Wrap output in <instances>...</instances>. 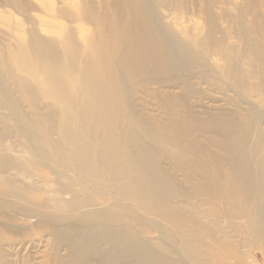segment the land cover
<instances>
[{
    "label": "rangeland",
    "instance_id": "1",
    "mask_svg": "<svg viewBox=\"0 0 264 264\" xmlns=\"http://www.w3.org/2000/svg\"><path fill=\"white\" fill-rule=\"evenodd\" d=\"M143 1L157 22L182 25L183 32L175 36V41L186 43L198 52H202L198 43L205 35L202 10L211 4L213 11L221 16V29L228 31L230 36L222 44L211 48L209 60L217 70L232 60H237L253 92L244 95L234 88L232 90L228 80L219 78H216L219 86L213 90L205 80L199 79L198 72L173 70L171 77L186 79L195 87V90L190 91L186 102L192 108L193 119L199 121L196 123H201L195 130H183L181 126V129L173 131L169 128L172 117L162 110L158 98L166 93L184 96L183 86L174 88V85L162 87L159 84L161 74L157 72L158 58L153 49L144 60L135 58L123 63L116 56L118 39L123 34L115 27L125 23L130 0H0V61L3 62L0 64V176L12 183H6V187L8 190L12 189V193L18 197L17 200L4 197L0 199L12 201L24 208L8 215L13 217L12 220L0 219V229L4 230L5 264H55L51 260L54 255L57 258L56 264H68L69 250L59 239L51 236L53 225L49 219L60 222L71 219L73 223L84 220L85 210H96L100 207L104 211H110L107 212L109 218L104 222L98 217L89 219L90 222L94 220L91 222L92 228L104 223L115 225L117 218L114 215L121 213L120 210L123 212L120 217L124 221L139 218L134 213L140 209L138 201L147 198L144 193L140 194L133 187H128L132 180L158 183L170 195L167 202L159 203L182 209V220L169 216L164 210L160 211L159 217L144 214L142 218L146 227L143 238L154 244L153 250L159 260L164 259L173 264H264V240L255 237L254 233L256 228L264 230V216L259 213L264 203V175L256 172L253 186L247 184V190L235 191L219 172L218 164L213 159H227V154H232L222 151L219 147L221 143L232 147L234 152L243 145L249 152L250 164L255 170L260 169L264 163V139L250 136L238 140L226 136L214 124H210L212 117L223 122L230 115L233 116L230 119H234L235 115H242L245 111L243 109L247 108V102L255 104L264 112V64L250 58L243 43L238 42L237 30H234L241 21L238 19L237 5H247V2L226 0V3L219 4L220 0ZM260 1L263 3L264 0H257V6L254 4L248 8L241 22L248 31L253 28L254 34L263 41L264 8ZM78 9H83L84 13ZM4 19L10 20V24L6 25ZM97 22L112 27L108 29L110 33L101 35L95 32L91 25ZM60 25L65 27L62 35L57 28H53ZM146 34L145 31L140 32L142 37ZM70 35L74 37L77 49L74 47L70 53H66L62 51L61 43ZM220 37L221 34L216 35V38ZM52 43L55 45H51ZM17 46L28 55V63L31 65L28 70H23L14 63ZM150 46L152 48V44ZM55 48L58 49L57 57L52 54ZM220 53H227L230 60L225 62L220 59ZM110 57L111 64L108 62ZM45 66L51 67L53 71L47 70ZM72 80L88 86L94 82L106 86L107 83L108 86L114 85L111 90L107 88L106 92L119 98L114 101L113 105L116 106L113 108V116L106 112L107 118L103 117L106 124L101 130L104 129L105 134L108 133V137L115 140L119 139L123 131H130L139 139L141 137L142 140L132 150L138 156L144 155L147 150L156 154L157 158L151 159L150 164L153 166L157 163L162 168L166 173L164 181L146 176L141 168L126 159H123L119 168L114 167L113 170L94 163V176L86 179L80 176L75 179L70 167L60 166L55 157L56 153H61L66 161L73 160L71 147L59 134L61 118L69 114H75L77 118L84 106L90 109L91 105L86 103L88 95L84 93L81 85L76 90L79 95L84 94L82 99H67L69 92L73 90ZM197 90L205 94H196ZM189 119L191 117L184 116L185 121ZM84 128L83 131H77V134H83L88 144L96 142L97 145L105 139V134L99 137L92 130L95 127L86 125ZM178 133L186 135L187 141L174 142ZM44 142L50 155L45 159L40 158V154L35 153L30 145L32 143L35 150ZM169 147L177 148L186 157L184 155L178 162L172 161L168 154ZM256 150L260 151L259 156ZM4 165L10 168L5 169ZM1 182L4 183L0 180ZM204 184L208 188L202 192ZM28 185L33 187L29 189ZM251 187L254 189L251 190ZM50 191L53 194H49ZM50 201L56 203L53 207L59 209L45 205ZM73 202L84 205L85 209L77 213L65 212L62 207ZM102 210L98 212L103 213ZM191 222H196V226H207L218 233L219 243L208 237L203 238L204 244L200 246L206 255L202 259L196 260L182 251V242L174 230L175 225L180 227L181 223ZM62 226L56 224V229L60 231L67 227L76 228L79 224ZM59 234L61 235L60 232ZM90 234L86 232L83 236L77 235L75 239L85 241ZM212 249L222 253V257L209 256L206 252Z\"/></svg>",
    "mask_w": 264,
    "mask_h": 264
},
{
    "label": "bare ground",
    "instance_id": "2",
    "mask_svg": "<svg viewBox=\"0 0 264 264\" xmlns=\"http://www.w3.org/2000/svg\"><path fill=\"white\" fill-rule=\"evenodd\" d=\"M244 1L247 2V5H243V6L237 5L238 7L237 12L239 14L238 19L241 21L243 19L242 16H244L248 8H250V6H254V4L255 5L257 4V0H244ZM223 3H226V0L224 1L220 0L219 4H223ZM260 3L262 4L261 6L264 8V1L263 3L260 1ZM216 8L219 9V7ZM51 9L52 8H50V11ZM118 10L121 12V14H123L122 10H120L119 7ZM213 10L214 9L211 4H208L204 8V10H202L205 19V24L203 26L204 27L203 29L205 30V35L198 43V46L202 50V52L200 51L198 52L194 50L191 46H188V44L186 43L183 42L180 43V41L179 43L176 42L175 36H178L183 32L181 27L182 25L176 26L174 25L175 23L174 24L169 23L168 25H166L165 22L164 23H162L161 21L160 23L157 22L155 20L156 17H154V15L150 12L149 7L146 5V3L143 0H130L126 10L127 22L125 21L124 24H120L119 27L118 25L117 27H115L117 31H120L123 34L122 38L119 37L118 39L119 46L116 51V56L119 61H122L123 63H128L130 62L131 59H135V58L144 60L147 58V56L150 54V51L153 49L155 55L158 58V62L156 63L157 72L161 74V78L158 80L159 84H161L162 87L174 85L173 87L177 88L180 87V85L183 86L184 96L178 94L166 93L165 95L163 94L164 97L159 95L158 98V103L162 107V110H164L167 115L172 117L171 120L172 125L169 128H171V130L173 131H177L181 129V126L183 130H189V131L195 130L196 127L201 126V123H196V121L198 120L193 119L192 108H190L186 102V98L190 94V91L195 90V87L192 86L191 83L186 79L183 80L181 78L174 79L173 77H171L173 70L179 69L180 72H185V73L198 72L199 79L201 78L205 80L204 82L207 83L209 87H211L213 90H216L217 86H219V83L216 80V78H219L220 80L223 81L228 80L230 82L229 85H231L232 90L234 88V90H237L238 92L244 95L249 93L250 91L253 92V88L249 87L248 78L244 77V74L242 73L237 60L236 61L232 60L231 63L222 66L220 70H217L209 60V56H211V48L214 45L222 44V42L228 36H230L228 31L226 30L224 31L221 29L219 25V20L221 16L219 13H216ZM78 11L84 13L83 9H78ZM241 21L239 22L237 28L235 27L234 29L237 30L236 35H238L239 37L238 42L243 43V47L247 51L246 53L250 55V58H252V60L264 64V54H263L264 37H262L263 41L258 39V35L254 34L255 32L253 28L252 29L250 28L248 31L244 27ZM4 22L6 23V25L10 24V20L4 19ZM257 23H259V21ZM91 27L95 32L101 35H104L107 32L110 33L108 29L112 28L110 26L102 25V23L99 22L92 24ZM53 28H57L59 30L58 33H61V35L64 33L65 27L63 25ZM178 28L179 30H177ZM142 31L147 32L145 37H142L140 35V32ZM217 34H221L222 37H220V39L216 38ZM258 34H260V32ZM83 38L85 37L83 36ZM150 44H152V48ZM51 45H55V44L52 43ZM74 47L76 48L75 39L72 35L62 40L61 49L63 52L65 51L66 53H70L74 49ZM57 51L58 49L55 48L54 51L52 52L54 57H57L58 55ZM16 53L17 55L14 63L19 67H21L23 70H28V68H30L31 66L28 63V55L21 50L20 46H17ZM226 54L220 53L219 56H221L220 59H222L225 62H228L230 60V56ZM91 58L92 57H90V59ZM108 62L109 64H111L112 62L111 57L108 58ZM0 64H3V62L0 61ZM45 67L47 70L51 72L53 71L51 67L48 66ZM166 75H169L170 77L167 78ZM71 85L73 90L69 92L67 99L71 100L72 97H77L78 99H82V96L84 94L79 95V93L76 90L77 86L81 85L84 87V93L88 95L87 100L85 101L87 104L91 103V105H90V109L87 108L88 106H84L83 110L78 113L79 117L77 118L74 116L75 114L72 115L69 114L66 117L63 116L61 118V127L59 130V134L67 141L68 145L71 147L70 154L73 160L70 162L66 161V159L63 158L64 156H62L61 153H56L55 157L57 159V162L60 164V166H62V168L70 167V169H72L71 171L74 172V176H76L75 179L79 176L83 177V179H86L87 177L94 176L93 174L94 163L99 164L100 166H106L107 168L110 167L113 170L114 167L119 168V165L123 162V159H126L128 162L141 168L146 176L154 177L155 179H161V180L163 179L162 181H164V179L166 178V173L161 170L162 168L160 169L157 163H155L153 166H151L150 164L151 159L157 158L156 154H153L151 153V151L147 150L144 155L138 156L132 150L134 145L142 140L141 137L139 139L137 135L132 134L130 131H123V134L119 137V139L115 140L112 137H108V133L105 134L104 129L101 130V127H104L106 124V121L103 120V117L105 116L107 118L106 112L109 116H113L114 113L113 108L116 106V104L115 105L113 104L114 101H117L116 98H119L118 96L112 93L106 92L107 88L111 90V88L114 87V85L109 84L108 86L107 83L108 86L107 87L106 85H102L99 84L98 82H94L88 86L85 83H83L82 85L77 80H72ZM196 94L204 95L205 93L202 92L201 90H197ZM243 98H245V96ZM248 103L249 102H247V108L243 109L245 111L242 113V115L241 114H238L237 116L235 115L234 119H230L233 117L230 115L229 117H225L223 119L224 120L223 122H220L217 118L212 117L210 118V124H214L216 126V129L220 130L222 133H225V135L228 137H233L239 140L241 138L247 139L250 136H253L263 140L264 127L262 126L264 125H262V123H264V112L261 111L260 108L255 104L253 103L248 104ZM233 106L236 107V105ZM183 115L187 117H191V119H193V122L191 121V119H189V121L187 120L185 121ZM86 125H90L93 128L95 127V129L92 130L96 132V134L99 135V137L102 134H105V139H103V141H101L97 145L95 144L96 142L93 143L92 145L88 144L86 142L87 138L83 134L81 136L77 134V131L79 130L83 131L85 129L84 126ZM94 141L95 139L92 140V142ZM173 141L176 143H184L187 141V136L178 133ZM141 144L143 143L141 142ZM30 145L35 153H38V155L40 154V158L43 159L49 158L50 155L47 152L48 149L46 147L45 142L41 146H39L38 149L35 150L34 147L32 146L33 144L30 143ZM219 147L222 151L226 153L227 152L232 153V154H227L228 155L227 159L224 158L216 159L215 157L213 159H215V162L218 164V166L216 165L217 169L229 181L230 187L233 190L235 191L247 190V184L253 186L255 180L253 178L256 172H258V174L261 173L262 175H264V167H263L264 163H262L261 166L262 168L259 167L260 169L256 168L255 170V168H253V166L250 164L249 152L247 151L246 148L243 147V145H241L239 150H237L236 152L232 150V147L224 143L219 144ZM168 150H169L168 154L170 155L169 157L171 158L172 161L178 162L185 155L184 153H181L177 148L174 149L173 147L171 148L169 147ZM256 153L258 154V156L260 155L259 150H256ZM253 161H255V159ZM46 162L47 161H44V163ZM4 168L9 169L10 166L4 165ZM0 180L4 182V183L2 182L0 183V197L17 200L18 197H16L12 193L14 191H12V189L8 190L6 187L8 186L6 185V183L9 185H12V183L7 182L6 179H3L1 176H0ZM86 182L87 180H85V183ZM94 185L96 184L94 183ZM28 187L29 189H31L33 185L31 186L28 185ZM128 187H133L135 190H137V192H140V194L144 193L145 197L147 198L144 201L141 200L138 201L140 209L135 210L134 212L137 213L141 218L137 217L136 219H129L124 221L120 217L123 213L122 210H120L121 213L118 212L119 213L118 215H114L117 218V223L115 225H110V224L106 225L104 223L101 225H96L97 227L92 228L91 222H93L94 220L90 222L89 219L93 217H98L101 219V221L104 222L106 218L107 219L109 218L107 212L110 211L109 210L104 211L105 209L102 206L103 210L100 209L101 207L100 208L98 207L99 209L96 210L95 209L94 210L87 209L88 211L85 210L83 214L85 216L82 215L84 220L80 219V221H74L73 223H71L72 222L71 219L66 220L68 222L65 221L60 222L55 219H51V220L49 219V221H51L53 225L52 226L53 229H51V236L55 239H59V241L62 242L63 245H65L69 250L68 264H173L169 261H165L164 259L159 260L157 258L158 256L155 255L156 253L155 250H153L154 244L149 240L143 238V235H145L146 233L145 230L146 227L144 226V222L142 218L144 217V214L159 217L161 213L160 211L164 210L169 216L182 220L183 218L182 209L159 203L161 201L167 202V200H169L170 198V195L167 191L163 190L156 182L152 181V182L143 183L142 181L139 180H132L131 186ZM207 188L208 187L206 186V184H204L203 187L201 188L203 190L202 192L206 191ZM212 189L213 188H211V190ZM252 189L254 188L251 187V190ZM49 194H53V192L50 191ZM45 205L47 206L51 205V207H53L56 205V203H52L50 201L48 203L46 202ZM40 207H43V205ZM54 208L59 209V207H53V209ZM62 208L65 209V212L77 213L79 212V210L85 209V206L81 205L80 203L73 202ZM21 209L23 210L24 208L22 206H18L16 203L12 201L7 202L5 200L0 199V219L2 220H7V219L10 220L13 217H9L8 215H12L16 212H20L19 210ZM100 210L104 212L99 213L98 211ZM185 213L187 214V212ZM259 213L260 216H264V203ZM188 216L189 215L187 214V217ZM85 221H88V223L84 224L83 222ZM74 223H76L77 225L79 224V226L76 228L67 227L60 231L56 229V224H62L63 225L62 227H64L66 226V224H74ZM169 223L174 224L172 222ZM195 224L196 222H191L187 224L181 223L180 227L175 225L174 230L177 231L178 236L182 242V247H183L182 251L184 250L187 254H189L193 258H196L197 260V259H202V257L206 255L204 252H202L201 250L202 247L200 246L201 244L202 245L204 244L203 243L204 237H208L209 239H212L214 242L216 241L218 243L220 242V240L217 239L218 233L216 231H213L207 226L204 225L196 226ZM90 225L91 228H88V226ZM218 226L220 227V225ZM138 229H140V231ZM59 232L61 233V235L59 234ZM86 232L91 233L89 239H86L85 241H79L75 239L77 235L83 236V234H85ZM254 233H255V237L259 238L261 241L264 240L263 229L256 228ZM3 234H4V230L0 229V264H5L4 263L5 254L3 249L4 248ZM160 236L163 237V235ZM167 242L170 243V241ZM206 253H208L209 256L216 258H221L223 255L222 253L220 252L218 253L214 249ZM242 254L244 253L242 252ZM51 260L55 264L57 263V258L55 257V255L52 257Z\"/></svg>",
    "mask_w": 264,
    "mask_h": 264
}]
</instances>
